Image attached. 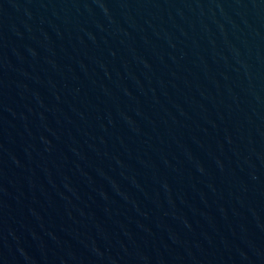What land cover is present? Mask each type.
<instances>
[{
  "label": "water",
  "instance_id": "obj_1",
  "mask_svg": "<svg viewBox=\"0 0 264 264\" xmlns=\"http://www.w3.org/2000/svg\"><path fill=\"white\" fill-rule=\"evenodd\" d=\"M0 264H264V0H0Z\"/></svg>",
  "mask_w": 264,
  "mask_h": 264
}]
</instances>
